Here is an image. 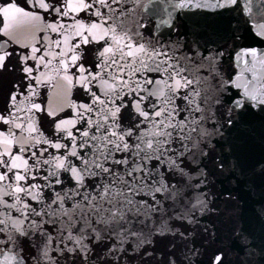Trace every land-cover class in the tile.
<instances>
[{
    "label": "snow or ice",
    "instance_id": "obj_1",
    "mask_svg": "<svg viewBox=\"0 0 264 264\" xmlns=\"http://www.w3.org/2000/svg\"><path fill=\"white\" fill-rule=\"evenodd\" d=\"M0 264H264V0H0Z\"/></svg>",
    "mask_w": 264,
    "mask_h": 264
}]
</instances>
